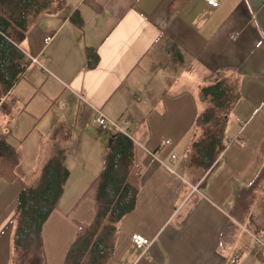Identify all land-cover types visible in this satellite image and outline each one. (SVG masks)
Returning a JSON list of instances; mask_svg holds the SVG:
<instances>
[{"label": "crops", "instance_id": "1", "mask_svg": "<svg viewBox=\"0 0 264 264\" xmlns=\"http://www.w3.org/2000/svg\"><path fill=\"white\" fill-rule=\"evenodd\" d=\"M172 2L179 8L171 10ZM19 48L45 68L31 61L9 91L0 90V135L7 133L19 156L15 178L0 179V264H12L19 192L59 151L68 174L41 227L44 264H63L78 225L94 218V200L83 193L112 133L94 122L97 110L133 140L130 181L138 187L105 264H264L241 227L219 249L236 192L264 160V0H219L216 7L205 0H65L34 19ZM88 48L97 52L93 67L86 66ZM218 69L238 77L234 107L242 103L247 116L240 130L228 131L227 121L226 149L201 171L187 158L197 92ZM147 151L160 162L149 164ZM132 234L150 245L136 247Z\"/></svg>", "mask_w": 264, "mask_h": 264}, {"label": "trees", "instance_id": "2", "mask_svg": "<svg viewBox=\"0 0 264 264\" xmlns=\"http://www.w3.org/2000/svg\"><path fill=\"white\" fill-rule=\"evenodd\" d=\"M65 0H0V90L5 93L20 79L31 59L19 48L34 19L61 10ZM180 3L173 2L171 10ZM86 66L97 63V52L86 51ZM230 69H218L203 78L197 97L200 109L193 124L196 138L187 153L189 162L206 171L224 152L226 125L230 111L240 98L239 85L232 82ZM135 144L127 133L112 132L98 174L83 195L94 200L95 215L90 223L78 225L63 264H105L114 249L117 225L135 207L138 187L130 181L134 167ZM62 151L50 158L34 185L24 186L17 197L13 216L12 264H44L41 227L56 206L68 174ZM19 156L0 135V179L15 178ZM243 228L252 235L264 236V160L252 180L235 195L230 218L219 236L220 251L234 241ZM254 240V239H253ZM260 254V252H259Z\"/></svg>", "mask_w": 264, "mask_h": 264}, {"label": "built area", "instance_id": "3", "mask_svg": "<svg viewBox=\"0 0 264 264\" xmlns=\"http://www.w3.org/2000/svg\"><path fill=\"white\" fill-rule=\"evenodd\" d=\"M205 1L211 7H216L219 4V0H205ZM51 39H52V35L47 34L44 36L43 41L45 44H47ZM31 60L32 62L38 64L41 68L43 69L45 68L43 64L40 61H38L36 58H32ZM261 76L264 77V72H262ZM94 122L96 123L98 128L101 130L107 129L111 132L126 133L121 125H119L117 122L107 119L99 110H97V115L94 119ZM123 124L125 125L126 121H124ZM166 142L168 143V141ZM147 154L149 156V164H152L154 162H160V159L154 152L147 151ZM172 158L174 159L175 155H172ZM251 236L259 244L260 256L262 259H264V241L252 234ZM131 241L136 247L141 248L143 250H145L151 243V240L143 237L140 234H132Z\"/></svg>", "mask_w": 264, "mask_h": 264}, {"label": "rangeland", "instance_id": "4", "mask_svg": "<svg viewBox=\"0 0 264 264\" xmlns=\"http://www.w3.org/2000/svg\"><path fill=\"white\" fill-rule=\"evenodd\" d=\"M186 70L189 71L188 69H186ZM230 78H231L232 82H235L237 85H239L238 84V80L239 79H238V77L236 75L232 74ZM241 105H242V103H238V105L235 106L230 111L229 117H228V126H229L228 127V131L230 129H233V130H238L239 129L240 130V127L242 125H244L243 123H244V120H245L247 115H245V112H243V109L241 108L242 107ZM259 109L264 111V104ZM129 133H131V132H129ZM227 134H228V136H231V134H229V132Z\"/></svg>", "mask_w": 264, "mask_h": 264}]
</instances>
